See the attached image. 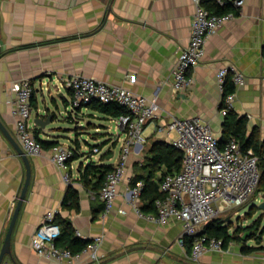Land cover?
I'll use <instances>...</instances> for the list:
<instances>
[{"label":"crops","instance_id":"1","mask_svg":"<svg viewBox=\"0 0 264 264\" xmlns=\"http://www.w3.org/2000/svg\"><path fill=\"white\" fill-rule=\"evenodd\" d=\"M195 11L194 0H0L1 122L20 144L12 112L13 83L29 79L35 93L32 119L57 111L45 129L32 123L34 130L42 140L78 152L69 164L70 183L50 161L53 147L40 156L26 153L32 176L12 233V258L6 255L2 264H59L31 248L32 235L49 210L69 218L80 238L92 242L102 237L96 257L87 254L77 264H264V250L242 251L237 241H229L224 252H207L193 261L190 250L179 243L178 220L164 225L150 219L156 209L142 208V200L138 212L128 200L126 182L103 218L102 188L91 190L82 179L88 156L97 164L115 166L124 135L117 132V117L93 105L72 110V92L65 82L75 74L157 98L161 110L146 127V143L131 153L127 176L139 171L154 140L171 143L175 135L157 129L173 116L201 117L221 137L225 117L220 108L226 95L217 73L224 67L244 73L245 84L234 85L233 109L264 136V0H244L236 18L210 37L204 58L189 71L195 84L180 92L173 72L180 51L189 44ZM93 146L100 152L90 153ZM26 176L22 156L0 128V253ZM70 186L78 191L79 211L63 206ZM247 244L253 246L250 240Z\"/></svg>","mask_w":264,"mask_h":264},{"label":"built area","instance_id":"2","mask_svg":"<svg viewBox=\"0 0 264 264\" xmlns=\"http://www.w3.org/2000/svg\"><path fill=\"white\" fill-rule=\"evenodd\" d=\"M194 2L196 11L190 41L180 51L173 72L174 87L180 92L188 90L195 84V78L189 71L204 58L210 37L218 32L226 21L237 16L234 11L214 13L207 4L215 2L224 7L231 2L239 9L244 4V0H194ZM230 75L236 88L245 84V75L237 67L221 68L217 73V81L223 93ZM65 85L72 92V110L89 106L95 101L117 103L127 110L126 114L116 118L117 132L124 135V141L119 159L107 174L99 195L104 202L102 215L105 218L113 208L120 185L126 182L128 200L134 204L138 212H141L139 203L145 184L139 181L132 185L133 176H127L126 170L131 153L146 143V127L156 119L161 110L157 98H148L123 86L81 74L66 78ZM13 90L15 100L12 112L16 120L20 145L27 154L40 156L45 148L35 136L32 126L34 86L29 79L22 78L14 81ZM235 99L236 90L226 95L225 106L220 108L222 116L225 117L233 109ZM157 131L173 133L175 137L171 139V143L183 152L184 157L179 172L168 173L162 177L159 189L163 196L155 199L156 213L148 217L164 225L171 220H178L182 227L179 243L186 246V238H192L190 257L193 261H199L207 252H224L222 239L207 237L203 235L202 230L215 218L249 203L260 183L258 156L252 149L244 150L235 136L221 146L220 137L201 117L173 116L167 125L158 127ZM99 152L97 146L90 149V153ZM74 153L73 147L62 143L53 146L50 153V161L63 171L66 183L71 182L69 164ZM88 157L87 162L90 161ZM58 213V210H49L42 224L33 233L31 248L34 252L59 264H77L87 254L96 257L102 237L96 238L77 254L57 245L56 240L61 233L60 225L56 223Z\"/></svg>","mask_w":264,"mask_h":264},{"label":"trees","instance_id":"3","mask_svg":"<svg viewBox=\"0 0 264 264\" xmlns=\"http://www.w3.org/2000/svg\"><path fill=\"white\" fill-rule=\"evenodd\" d=\"M207 6L217 14H224L230 11H234L236 14L239 13V8L235 7L231 2L227 3L224 7L217 5L215 2H209ZM234 88L233 81L228 77L225 83L224 94L227 95L233 92ZM34 94L32 96V103ZM91 105H93L95 109L113 117H119L127 113V110L117 103L95 101ZM35 136L40 140L44 148H51L57 144L55 142L42 140L36 128ZM232 136L238 138L244 150L252 149L258 156V166L260 169L258 190L264 191V136H262L261 129L258 126L250 128L247 116H240L234 109H231L225 116L223 133L219 140L220 145L223 146ZM74 150L73 159L78 157L77 149L74 148ZM183 157V152L172 143L163 140H154L152 142L147 151L145 160L139 167V171L133 175L131 180L132 185H135L139 181H143L145 184L141 194V200L143 202L142 208H155V199L163 196V193L159 189L162 177L168 173L179 172L182 167ZM113 167L112 164H97L95 161H89L83 171L82 179L84 184L90 187L91 190L96 189L98 192V190L103 188L106 176ZM91 176L94 177V182ZM91 184L94 186L93 188H91ZM63 206L71 210L74 209L75 211H79V194L73 186L68 188ZM56 220L61 228V234L56 240L58 246L69 249L72 253L77 254L82 252L91 242L90 240H84L77 236L69 218H64L58 213ZM260 221L261 219L258 218L251 224H247L246 226L239 225L235 230L230 231V226L226 224L227 220L222 217H217L204 226L202 233L207 237L222 239L224 246L229 241H237L242 244V251L264 249V227L260 230ZM252 239L259 241L260 245L249 246L247 242ZM191 243L192 238H186V247L188 250H191Z\"/></svg>","mask_w":264,"mask_h":264},{"label":"water","instance_id":"4","mask_svg":"<svg viewBox=\"0 0 264 264\" xmlns=\"http://www.w3.org/2000/svg\"><path fill=\"white\" fill-rule=\"evenodd\" d=\"M56 112L57 111L54 110V111L46 114L47 115L46 117L36 116L34 119H32V123H34L38 127V129L39 128L40 129L41 128L45 129L54 120V117L56 116ZM0 128L4 132V134L8 137V139L11 141V143L13 144V146L15 147L17 152L22 156V158H23V160L25 162L26 171H27L26 181H25L24 187L22 189V192H21L19 201L17 203V206L15 208V212L13 214V217H12L11 223L9 225V229H8V232H7V235H6V238H5L1 253H0V264H2V262H3V260H4L6 255H9L12 258V249H11L12 233H13L16 221L18 219L19 212L21 210L22 204H23V202H24V200L26 198V194H27L28 187H29L30 180H31V176H32V169H31L30 161H29V158H28L26 152L23 150V148L17 142V140L6 129V127L1 122V120H0ZM260 209L264 210V202H262L260 204Z\"/></svg>","mask_w":264,"mask_h":264},{"label":"rangeland","instance_id":"5","mask_svg":"<svg viewBox=\"0 0 264 264\" xmlns=\"http://www.w3.org/2000/svg\"><path fill=\"white\" fill-rule=\"evenodd\" d=\"M119 152V148H118ZM86 161V159H85ZM264 202V191H259L258 188L255 192V194L250 199L249 203L245 206H242L238 209L232 210L228 212L227 214H223L220 217L228 220L227 225L230 226V231L235 230L237 226H246L247 224L253 223L258 218L261 219V228L264 227V210L260 209V204ZM239 210L238 214H235V212ZM250 243L252 245H260L259 241H256L254 239L250 240ZM264 244V240H263ZM264 249H258V251H262Z\"/></svg>","mask_w":264,"mask_h":264}]
</instances>
